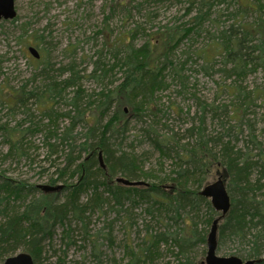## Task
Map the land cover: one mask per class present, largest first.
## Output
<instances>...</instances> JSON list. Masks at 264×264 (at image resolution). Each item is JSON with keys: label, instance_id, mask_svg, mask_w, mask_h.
I'll return each instance as SVG.
<instances>
[{"label": "rangeland", "instance_id": "1", "mask_svg": "<svg viewBox=\"0 0 264 264\" xmlns=\"http://www.w3.org/2000/svg\"><path fill=\"white\" fill-rule=\"evenodd\" d=\"M16 10V19L0 23V93H6V96L0 97V126L8 124L11 128H28L30 119L42 124H37L26 135L19 152L12 154L9 153L10 146L2 144L4 137L0 135V150L4 154L0 159V175L27 184H49L52 179L59 178L58 170L66 166L71 144L70 140H61L62 132L70 125L68 120L60 118L56 124L58 137L50 136L48 132L53 131L55 126L42 115L43 107L29 106L34 111H30L33 117L28 118L24 110L12 114L2 101L8 97L11 101L15 100L10 94H16L15 90L25 84L39 87L38 76L43 67L50 68L52 72L48 73L61 81L69 74L62 75L60 70L74 65L88 96L98 94L105 85L108 89L115 88L123 78V71L119 68L109 77L114 80L113 85L109 84V79L98 83L90 77L91 71L99 59L112 65V46L117 45L121 36L129 37L127 33L134 29L139 30L135 40L137 47L143 46L149 40L148 36L155 38L157 33H165L167 29L179 28L183 36H178L179 42L174 38L178 47L169 49L164 71L167 88L156 92L151 103L153 111L144 112L146 115L140 119L138 112L129 106L123 108L131 120L130 131L123 142L120 138L113 139L111 149L114 155L118 157L121 152H127L133 155V160L136 159L144 172L163 178L173 169L172 160L164 159L143 137V131L152 128L160 137L177 135L186 143L190 138L186 131L194 124L198 126L203 108L207 113L204 126L207 134H226V130L230 129L231 135L225 138V142L232 139L235 151L242 150L254 156L252 163L258 162L259 156L264 155V57L260 63L246 66L240 76H228L227 72L233 66L225 65V55L216 49L222 32L231 25L247 27L262 19L264 21V0H16ZM191 27L195 29L187 31ZM30 47L37 48L44 59H34L28 51ZM160 47V52L164 54L163 47ZM72 89L75 90L70 88L67 91V95L70 94L68 98L66 95V99L58 101L55 107L58 114L72 109L66 104L73 97ZM85 104L86 99L81 104L82 109H85ZM236 109L240 112L233 115L232 111ZM213 110L217 113L213 114ZM84 133L83 126L76 130L75 135L79 138L74 142L77 145L84 141L78 140L83 138ZM52 144H57L54 152L49 147ZM110 159L112 162V157ZM260 169L255 166L253 178L260 176ZM224 177L222 170L213 168L207 184ZM143 181L151 183L154 180ZM254 194L258 200L264 201V189H256ZM62 198L65 195L62 194ZM105 202L103 209H93L86 215L92 241L82 243L74 238L77 243H71L75 246L67 245L70 247L67 251L57 235L53 246L43 242L45 255L40 263L75 264L86 257V264H94L96 260L90 256L94 247L92 242L98 241L103 246L106 264H126V238L131 242L136 235H147L150 230L165 232L169 229L174 233L183 227L180 222L159 224L158 216L154 215L155 219H152L146 213L148 205L145 202H138V207L127 205L122 212H119L116 200L105 199ZM207 212L204 208L203 217L197 219L195 214L192 217L198 225L197 229L202 232L207 229L209 233L211 226L207 227L205 222V218L209 217ZM1 219L3 217L0 216ZM72 225L75 228L76 222L73 221ZM77 228L74 233L83 235V229ZM108 233L111 240L106 239ZM217 243L220 257L236 254L245 258L249 251L237 239H227L220 244L217 236ZM169 250L167 246H162L163 256L156 264H179L180 260L171 253V248ZM204 250L207 251V246L195 249L193 257L196 262L205 261Z\"/></svg>", "mask_w": 264, "mask_h": 264}, {"label": "trees", "instance_id": "2", "mask_svg": "<svg viewBox=\"0 0 264 264\" xmlns=\"http://www.w3.org/2000/svg\"><path fill=\"white\" fill-rule=\"evenodd\" d=\"M178 29H167L165 33H157L155 38L148 36L149 40L139 47L135 43L139 35L138 29L128 32L127 36L129 37L121 36L117 45L112 46V48L116 59L120 55H124V57L119 58L117 63L110 68L97 64L93 75H90L101 84L107 79L111 80L110 75L113 74L116 68H119L120 71H123L121 82L111 89H108L109 87L105 85L102 91L94 96L82 95L77 90L74 92L70 105L74 109L73 112H77V115L73 116L71 111L61 115L71 120L69 128L66 129L63 135V141H66L67 138L71 141L67 163L65 167L58 170L59 178L51 182L53 185L57 182H62L65 185L62 192H57V194L63 193L65 195V202L60 208L53 206L50 199L52 195H36L34 187L27 188L25 186L26 188H24V185L13 182L14 179L0 175V203L5 205L4 210L1 209L0 211L2 213L1 217L4 218L0 226V256L5 251L11 248L14 249L23 242L29 243L30 248L35 252L38 246L40 249L42 248L45 236L49 232H39L37 226L32 225V235L26 236L21 227L22 220L36 223L37 218L43 224L52 223L56 225L61 223L64 225V222H67L71 225L72 221L70 219H74L71 213L74 209L82 210V212L90 209L87 205H80L81 195L93 190L98 191L99 187L104 186L119 204H122L121 201L133 196L137 200L151 203L152 206H157L167 213H173V221L183 224V227L174 233L168 231L169 229L165 232L150 233L149 238L144 243L143 248L145 249L140 250L139 254L128 258L126 264H155V259L161 258L160 246L175 242L179 247L178 256L176 257L180 260L179 264H204V262L195 263L190 259L192 246L195 245V248L200 244H207L208 235L207 229L204 232L197 229L198 225L193 221L192 214L195 212L197 219H199L203 217L202 212L205 208L208 211L207 215L209 213V217L205 218L207 227L211 226L213 220L219 215L208 199L197 194L198 189L207 184L213 168H216L224 172L227 190L232 197V210L221 221L218 228L220 244L227 239L235 240L234 238L244 243L252 242L254 246L250 257H258V245L264 246V201L255 199V194L252 192L255 186L249 183L248 178L252 164L251 166L245 165L246 161L242 162L240 154L234 153L233 146L230 148L228 143L222 142V148L219 151L220 139L219 141L215 140V147L211 145L213 140H205L202 131L206 125L204 122V117L207 114L206 108H203V114L200 117L201 124L198 126L194 124L186 131L193 138V141L195 140L192 141L193 143H183V140L177 135L160 137L152 128L143 131V137L145 136L152 143L163 158L175 156L173 169L170 174L165 175L163 178L152 172H144L137 165L136 159L133 160V155L121 152L117 157L111 149L114 138H120L123 142L130 131L131 120L128 119L123 108L127 105L141 116L146 111L151 112L154 109L151 103L154 101L156 92L167 87L164 77L165 63L169 59V49L175 46L176 41H174V38L179 42L178 36H183ZM221 39L224 41V46L216 49H220L221 54L225 55V65H238L240 60L251 61V63L263 60V19L247 27L241 24H233L228 30L222 32ZM256 41H258V44H256ZM160 45L165 51L164 54L160 52ZM258 51L261 52L260 56L253 57ZM41 58L44 59V57ZM46 69L47 67H43L40 75ZM70 69L72 73L66 80L64 87L51 84L47 85L42 92L36 90L29 93V86L23 85V87L15 90L16 94H10V97L15 98V100L11 101L8 97L7 100L2 102L6 103L9 110L15 112L16 109L26 105L29 98H37L40 101V107L44 108V111L41 112L42 115L58 118L59 115L55 107L58 101L63 99L62 89L65 87L79 88L82 79L78 76V72L75 73L76 71L72 66ZM245 70L246 67L240 71L238 69V72H244ZM235 73L234 70H230L227 75L232 76ZM109 84L113 85L114 80L112 79ZM4 96H6V93L1 92L0 97ZM85 99L86 107L82 109L81 104ZM212 112L213 114L217 113L214 110ZM239 112L238 109L232 111L233 115ZM78 119L88 126L89 130V134L88 132V135L85 134V136L87 135L86 140L79 145L71 139ZM2 128L0 126V131L4 130L8 134L9 153L12 154L14 150L21 149V140L24 138V133L4 126ZM29 130L28 128L27 132ZM250 137H252V134ZM55 147H52L53 152ZM117 175L129 180L153 179L154 181L151 183L144 181V183L149 184L148 186L128 187L114 181V177ZM76 177L75 183L77 184L72 185V180ZM244 177L246 180L244 184L247 187H243L238 192L239 195H235L234 188L239 190V179ZM168 183H171L170 187L168 189L163 188V185ZM192 183L197 187L196 191L188 189ZM249 195L255 198H249ZM28 196L36 197L32 201L25 202ZM99 196L101 201V195ZM103 200L105 201L104 198ZM97 201L99 199L96 197V203ZM21 202L23 206L25 205L23 213L17 210L22 207L19 206ZM149 212H151V209ZM167 218L170 221L172 220L168 216ZM159 224H163V222L160 221ZM256 245L257 247H255Z\"/></svg>", "mask_w": 264, "mask_h": 264}, {"label": "bare ground", "instance_id": "3", "mask_svg": "<svg viewBox=\"0 0 264 264\" xmlns=\"http://www.w3.org/2000/svg\"><path fill=\"white\" fill-rule=\"evenodd\" d=\"M195 29V27H191V29H190V31L192 30H194ZM189 31V32H190ZM187 38V37H186ZM223 46H224V41H223V39H220L219 40V42L216 44V48L217 47H220V48H223ZM175 48L176 47H178V46H174ZM107 49V48H106ZM108 50V49H107ZM109 52V51H108ZM244 52V51H243ZM112 54V53H111ZM257 54V53H256ZM258 54L259 55H257V56H260V54H261V52H259L258 51ZM252 56V55H251ZM112 57H113V59H114V62H113V64L112 65H109V63L107 64V63H105V62H101V60L99 59L96 63H95V67L93 68V70L91 71V76L93 75V72L95 71V69H96V65L97 64H99V65H105V66H107L108 68H110V67H113L116 63H117V61H118V59L119 58H122V57H124V55H120L119 57H117V59L114 57V55H112ZM253 57H256V55H254ZM263 57H264V54H263ZM263 61V60H262ZM261 61H254L253 63H260ZM250 63H251V61L250 62H248V61H245V60H240L239 62H238V65L237 64H233L232 66V69L231 70H234V72H236L235 74L236 75H241L242 74V71L241 72H238V69H239V71L240 70H242L243 68H245L246 66H249L250 65ZM228 65H231V64H228ZM240 65H242L241 67H239ZM72 66V68H74V65H71ZM70 66V67H71ZM70 67L69 68H64V69H61L60 71L62 72V75H66L67 73L69 74L68 76L70 77L71 76V73H72V70L70 69ZM74 70H75V68H74ZM114 70V69H113ZM76 71V70H75ZM74 71V72H75ZM115 71V70H114ZM113 71V72H114ZM48 72H52L51 71V69L50 68H47L41 75L39 74V79H40V82H41V85L39 86V87H36V86H34V84H32L31 86H29L28 88L30 89V92L29 93H31V92H34V91H38V92H42V91H44L45 89H46V86L47 85H51V84H56V85H60V86H62V87H64L65 86V82H66V80L69 78H67V79H64V80H61V81H58V79L57 78H55L54 76H51ZM77 72L78 71H76L75 73L77 74ZM78 76H79V72H78ZM90 76V77H91ZM92 79H94V77H91ZM26 85V84H25ZM105 87V86H104ZM167 88V87H166ZM68 89H70V88H68V87H65L64 89H62V97H63V99H66V95H67V91H68ZM74 89L75 90H73L72 89V93L71 94H74V92L77 90V91H80V94H82V95H87V93H86V91H85V89L83 88V85L81 84V81H80V87L79 88H75L74 87ZM1 94V93H0ZM70 95V94H69ZM69 95H67V98H68V96ZM62 99V100H63ZM139 100V99H138ZM115 103H116V101H114ZM153 102V101H152ZM67 105H69V106H71L70 105V102H68V103H66ZM41 104H40V101L37 99V98H33V99H28L27 101H26V105H23V106H21L17 111H15V112H13V111H11V110H9V108L7 107V109H8V111H10L12 114H15L16 112H19L20 110H24L25 112H23L24 113V115H26L28 118H32L33 117V114H31L30 113V111H34V109H29L28 107L30 106V107H32V106H34L35 108H37V109H39V106H40ZM73 110L74 109H72V110H70L71 112H73ZM66 113H68V112H66ZM63 114H65V113H62V114H58L59 116H58V118L57 117H54V118H50V117H46V116H44L46 119H47V121H49L50 123H51V125H54L55 126V129L53 130V131H50V132H48V135H50V136H56V137H58V133L59 132H57V130H56V128H57V126H56V124H57V122H58V120L60 119V118H63V119H66V120H68L69 122H71V120L69 119V118H66V117H63V116H61V115H63ZM72 115L73 116H76L77 115V112H73L72 113ZM146 114H142V116L141 115H139L138 116V118H140V119H142V117L143 116H145ZM204 119H205V117H204ZM44 120V119H43ZM201 122L202 121H198V125L199 124H201ZM205 124L207 123V119H205ZM49 123V124H50ZM29 126H28V128L30 129V130H32L33 128H35L36 126H38V125H40V124H42V122L41 123H34V121H33V119H30V122H29ZM38 124V125H37ZM71 124V123H70ZM50 125V126H51ZM4 127H7V128H9V129H11V130H13V129H17L18 131L20 130V131H22L23 133H24V138H23V140H25L26 139V135L30 132V130L27 132V129L28 128H23V127H20V126H18L17 128H15V127H9V125L8 124H5V125H3ZM70 126V125H69ZM69 126L67 127V128H69ZM84 127V129H85V133H84V135H83V138H80V139H78V140H86V138H87V135L89 134V130H88V126H86V125H84L83 124V122L80 120V119H78V121H76V129L75 130H73V132H72V135H71V139H72V141H74V140H76L77 138H79V137H77L76 135H75V133H76V130L77 129H79L80 127ZM1 128H2V126H1ZM43 128H47V127H43ZM67 128H65L64 129V131L61 133L62 134V138H61V140L63 141V135H64V133H65V131H66V129ZM3 129V128H2ZM87 132H88V134H87ZM232 131L230 130V129H227L226 130V134H222V133H216L215 135H212V136H210L209 134H207V131H206V128L204 127L203 128V131H202V133H203V135H204V137H205V140H213V141H211V145L213 146V147H215L216 146V141L215 140H217V141H219V139H220V142L219 143H221V145H219V151L221 150V148H222V142H224L225 144L226 143H228L230 146V148H232V146H233V150H234V153H239L240 154V159H241V161L242 162H245V165H247V166H251V164H252V168L250 169V173H249V183H251L252 185H254L255 187L253 188V190H252V192H254L256 189H259V188H262V189H264V182H263V180H264V162H263V157H264V155H262V157L260 158V156H259V159H258V162H251V159L254 157V156H250L249 154H246V153H244V152H242V150H237V151H235V149H236V146L235 145H233V142L231 141V140H227L226 142H225V138H227V137H230L229 135H231L230 133H231ZM1 133L2 134H0V135H2L4 138H3V140H2V144H6V145H9V141H8V134H6L5 132H4V130H2L1 131ZM225 133V132H224ZM85 134H87L86 136H85ZM85 136V137H84ZM23 140H21V142H22V146L21 147H23V144H24V141ZM67 140H70L69 138H67ZM66 140V141H67ZM125 140H126V138H125ZM193 141V138L192 137H190L189 138V141L188 142H191V143H193L192 142ZM65 142V141H64ZM215 142V143H214ZM57 144H52V145H49V147H51V151H52V147H55ZM0 148H1V145H0ZM163 148V147H162ZM217 148V149H218ZM155 149V148H154ZM156 150V149H155ZM156 151H158V150H156ZM9 152H10V148H9ZM14 152H19V149H17V150H14L13 151V153ZM159 152V151H158ZM2 157H4V154L2 155V152H1V150H0V159L2 158ZM164 159H171L172 160V163H173V159H175V156H171V157H165ZM242 166H243V163L241 164ZM259 165V166H258ZM255 166L257 167V169L259 168V167H261V169H260V171H259V174H260V176L258 175L257 176V178L255 179V178H253L254 177V168H255ZM58 179V178H57ZM57 179H52V180H57ZM119 179H123V180H125V181H128L129 183H131L132 185H126V184H124L123 182H118V180ZM52 180H51V182H52ZM73 182H72V185H76L77 183H75L76 182V180L75 179H73L72 180ZM114 181L116 182V183H118V184H121V185H124V186H128V187H133V186H135V187H140V186H148L149 184L148 183H144V181H136V180H129V179H127V178H125V177H123V176H121V175H117V176H115L114 177ZM244 181H246L245 180V177L244 178H242V179H239V190L238 189H236V188H234V194L235 195H239V191H241V189H243V187L245 188V187H247V185L246 184H244ZM13 182H15V183H19V185H24L23 187L24 188H28V187H34L35 189H36V195H38V194H40V195H43V194H49V195H52L51 196V201H52V204H53V206L54 207H57V208H60L61 207V205H63V203L65 202V199L64 198H62L61 199V196L60 195H62V194H57V192H62L63 191V189L65 188V185L61 182V184H59L58 182H57V184H55V185H53L51 182L49 183V184H43V185H36V184H27L26 182H19L18 180H13ZM100 182H101V180H100ZM23 183V184H22ZM137 183H139V184H141V185H135V184H137ZM241 184H242V186H241ZM208 184H206V185H203V187L201 188V189H198V191H197V194L199 195V196H201V197H203V198H206V197H204V196H202L201 195V192L203 191V189H204V187L205 186H207ZM26 186V187H25ZM170 187V185H169V183L168 184H164L163 185V188H165V189H168ZM188 189L190 190V191H196L195 189H197V187H195V185H194V183H192L189 187H188ZM261 190V189H260ZM94 191V192H93ZM93 191H89V192H87V193H83L81 196H82V198H81V200H80V205H87V206H89L90 207V209L88 210V211H84V212H82V210H79V209H74L72 212L73 213H71L72 215V217L75 219H70L72 222L73 221H75L76 222V227L75 228H73V225H72V222H71V225L70 224H68L67 222H64L65 224L63 225V224H61V223H57L56 225H54V224H52V223H50V224H43V222H41V221H39V220H37V218H36V220H35V222L36 223H33V222H28V221H25V220H22V224H21V227H22V230H23V232H24V234L26 235V236H31L32 235V231H31V229L33 228L32 227V225H36L37 226V228L40 230L39 232H43V231H48L49 233H47L46 234V236H45V239H44V241H46V243L48 242L49 243V245L51 246H53V242H55L56 240L54 239V237L55 236H57L58 235V237H60V241L62 242V244H63V246H65V248L67 249V251L70 249V247H68V246H75V245H72L71 243H77L76 242V240H74V238H76V239H78L79 240V242H82V243H85V241H89V240H91L92 241V239H91V235L89 234L90 233V231H89V222H86L87 220H88V218L86 217V215L88 214V213H91V211L93 210V209H103V206H104V204L106 203L104 200H103V198L104 199H106V201L108 200V199H113L114 200V198H113V196L104 188V186H101V187H99V189H98V191H96V190H93ZM66 192V191H65ZM229 193V192H228ZM65 194V193H64ZM253 194V193H252ZM99 195H101V201H100V196ZM247 196H248V193L246 194ZM34 197H36V196H34ZM34 197L33 196H28L27 198H26V200H25V202L26 201H32L33 199H34ZM96 197L99 199V201H97V203H96ZM229 197H230V203H231V208H230V210H229V212H228V214L230 213V211L232 210V197H231V195L229 194ZM256 197V198H255ZM255 197H252V196H250L249 195V198H255L256 200H258V198H257V196H255ZM206 199H208L209 201H210V203H211V198H206ZM260 201V200H259ZM141 203V202H144L143 200H137L136 198H134L133 196H131L129 199H127V200H125V201H121V203L122 204H119L117 201L115 202L116 203V205L120 208V210H119V212H122L123 210L122 209H125L126 208V206L127 205H129V206H135V207H138V205L137 204H139V203ZM91 203V204H90ZM146 203V202H145ZM90 204V205H89ZM147 205H148V209L146 210V213L148 214V216H150L152 219H155V217H154V215L155 216H158V217H156L157 219H158V222H166V223H169L170 222V220L167 218V216L168 217H170L172 220H171V222H175V221H173L174 220V215H173V213H167V212H165L163 209H161V208H159V207H157V206H152L151 205V203H146ZM211 205H212V203H211ZM19 206H22V207H19ZM19 209H17L20 213H23V211H24V206H23V203L21 202L20 204H19ZM213 207V206H212ZM4 208H5V205L4 204H1L0 203V211H1V209L2 210H4ZM151 209V212H149V210ZM189 210H190V208H188ZM189 210H187V211H189ZM192 210V209H191ZM215 210V209H214ZM186 211V212H187ZM215 212L216 213H218L219 215L213 220V222L215 221V220H217V219H220V221H219V224H218V228H219V225H220V223H221V221L228 215H226L225 217H222V213L221 212H217L216 210H215ZM81 213H83V214H81ZM150 213H152V214H150ZM193 214H195V212L193 213ZM0 216H2V213L0 212ZM4 221V218L3 219H1L0 220V226H1V223ZM213 222H212V224H211V228H210V231H209V233H208V235H207V244H205V245H199V246H196L195 248H194V246H192L193 248L192 249H190L191 251H190V259L191 260H193V262H195V263H197L196 262V259L193 257V253H194V251H195V249H197L198 247H201V246H207V251L206 250H204V253H203V255L205 254V252H206V257H207V252H208V238H209V235H210V232H211V229H212V226H213ZM175 223H178V222H175ZM45 225H47V226H45ZM54 226V227H53ZM77 227H80V229L82 230L83 229V235H79L78 233L76 234V233H74V232H76V230L78 229ZM49 229V230H48ZM75 229V230H74ZM181 229V228H180ZM59 231H61V234L59 233ZM179 231V230H178ZM151 232V231H150ZM150 232L147 234V235H144V236H142L141 234H138V235H136L135 236V238L134 239H132V241L131 242H128V239L126 238V244H125V246H124V256H125V258L126 259H128V258H131L133 255H136V254H139V251L140 250H142V249H145V248H143L145 245H144V243H146V239H148L149 238V235H150ZM152 233V232H151ZM180 234V233H179ZM108 237L106 238L107 240H111V234L110 233H108ZM217 236H218V230H217ZM99 239V238H98ZM135 239L137 240L136 242H135ZM234 239H236V238H234ZM239 241V240H238ZM175 242V241H174ZM92 243H94L93 244V249H92V252H91V254H90V256L91 257H93V259H95L96 261H95V263L94 264H106V260H105V256H104V254H105V252L103 251V249H102V247L103 246H101V245H99V242L98 241H94V242H92ZM241 244H244L243 246H245V247H248L249 248V251H248V254L245 256V258H240V257H238L236 254H232V256H235V257H238V258H240L242 261H243V264H245V263H248V262H253V264H264V246H262L261 244V246L260 245H258V247H257V245L255 246V247H257V249H258V252H259V254L257 255L258 257H250V253L252 252V249H253V246H254V244L252 243V242H243V243H241ZM68 245V246H67ZM162 246H167V250H169V248H171V253L173 254V255H175L176 257L178 256V251H179V247H178V244H177V242H175V243H169L168 245H161L160 246V255H161V258H162V256H163V253H162V251H161V249H162ZM217 246H218V243H217ZM169 247V248H168ZM38 249L36 250V252L33 250V249H31L30 248V244L29 243H27V242H23V243H21V244H19L16 248H11L10 250H8V251H5L1 256H0V264H8V262H9V260H12V259H15V260H17V259H21V258H24V260L26 259V260H29L31 263H33V264H43L42 262L40 263V259L45 255L44 254V251H43V248H41L40 249V247L38 246L37 247ZM174 249H175V251H177V252H175L174 251ZM12 250V251H11ZM170 251V250H169ZM216 254H217V252H216ZM42 255V256H41ZM218 255V254H217ZM219 256V255H218ZM232 256H229V257H232ZM206 257H205V259H206ZM220 257V256H219ZM63 258L64 259H67V257L66 256H63ZM158 260V259H157ZM156 259H155V264H156V261H157ZM88 261V258H83V259H81L80 260V263H75V264H86V262ZM63 264H65L64 262H63Z\"/></svg>", "mask_w": 264, "mask_h": 264}, {"label": "water", "instance_id": "4", "mask_svg": "<svg viewBox=\"0 0 264 264\" xmlns=\"http://www.w3.org/2000/svg\"><path fill=\"white\" fill-rule=\"evenodd\" d=\"M16 0H0V22L2 20L9 21L14 20L17 16L16 11ZM30 52L38 57V51L34 48L29 49ZM118 182H123L126 185H132L128 181H125L123 179H119ZM135 185H141L139 183ZM201 195L206 198H211V203L213 208L217 212L222 213V217H225L230 208V197L229 193L226 187V183L222 178H219L217 181L208 184L204 187L203 191L201 192ZM221 219V218H220ZM220 219H217L213 222V226L208 238V252L207 257L204 261V264H243V261L235 256L232 257H219L217 252V230H218V224ZM8 264H33L29 260H24V258L21 259H12L9 260ZM245 264H253V262H248Z\"/></svg>", "mask_w": 264, "mask_h": 264}, {"label": "flooded vegetation", "instance_id": "5", "mask_svg": "<svg viewBox=\"0 0 264 264\" xmlns=\"http://www.w3.org/2000/svg\"><path fill=\"white\" fill-rule=\"evenodd\" d=\"M15 5H16V4H15ZM11 21H13V20H11ZM1 22H2V21H1ZM1 22H0V23H1ZM5 22H6V21H5ZM30 48H33V47H30ZM30 48H29V49H30ZM29 49H28V51H29V53L33 56L34 59L38 60V59H40V58L42 57V56H41V53H38V54H39L38 57L34 56V55L30 52ZM36 49H37V48H36ZM37 50H38V49H37ZM38 52H39V51H38Z\"/></svg>", "mask_w": 264, "mask_h": 264}]
</instances>
